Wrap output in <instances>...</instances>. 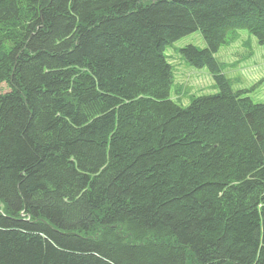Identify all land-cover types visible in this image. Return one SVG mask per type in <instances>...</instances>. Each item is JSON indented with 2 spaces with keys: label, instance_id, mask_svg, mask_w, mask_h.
<instances>
[{
  "label": "trees",
  "instance_id": "obj_1",
  "mask_svg": "<svg viewBox=\"0 0 264 264\" xmlns=\"http://www.w3.org/2000/svg\"><path fill=\"white\" fill-rule=\"evenodd\" d=\"M264 0H0V264H264V102L216 54ZM218 91L172 97L168 47Z\"/></svg>",
  "mask_w": 264,
  "mask_h": 264
},
{
  "label": "rangeland",
  "instance_id": "obj_2",
  "mask_svg": "<svg viewBox=\"0 0 264 264\" xmlns=\"http://www.w3.org/2000/svg\"><path fill=\"white\" fill-rule=\"evenodd\" d=\"M239 32L234 42L223 46L216 54L217 60L235 89L249 88L255 101L264 102V44L247 30ZM188 44L207 46L201 32L196 31L177 40L167 50L174 70L172 97L182 105L189 104L194 95L218 91L208 67L193 66L182 57L180 49ZM8 89L5 82L0 83V92Z\"/></svg>",
  "mask_w": 264,
  "mask_h": 264
}]
</instances>
